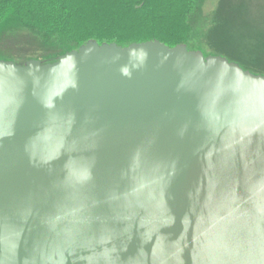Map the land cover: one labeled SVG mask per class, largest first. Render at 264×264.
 Returning a JSON list of instances; mask_svg holds the SVG:
<instances>
[{
  "label": "water",
  "instance_id": "water-1",
  "mask_svg": "<svg viewBox=\"0 0 264 264\" xmlns=\"http://www.w3.org/2000/svg\"><path fill=\"white\" fill-rule=\"evenodd\" d=\"M0 264H264V75L157 38L0 58Z\"/></svg>",
  "mask_w": 264,
  "mask_h": 264
},
{
  "label": "trees",
  "instance_id": "trees-1",
  "mask_svg": "<svg viewBox=\"0 0 264 264\" xmlns=\"http://www.w3.org/2000/svg\"><path fill=\"white\" fill-rule=\"evenodd\" d=\"M198 0H0V24L32 36L53 59L90 39L127 46L155 38L192 46Z\"/></svg>",
  "mask_w": 264,
  "mask_h": 264
},
{
  "label": "rangeland",
  "instance_id": "rangeland-1",
  "mask_svg": "<svg viewBox=\"0 0 264 264\" xmlns=\"http://www.w3.org/2000/svg\"><path fill=\"white\" fill-rule=\"evenodd\" d=\"M193 17V50L222 56L253 73L264 75V0H198ZM0 24V58L25 63L43 62L53 53L40 48L32 36Z\"/></svg>",
  "mask_w": 264,
  "mask_h": 264
}]
</instances>
